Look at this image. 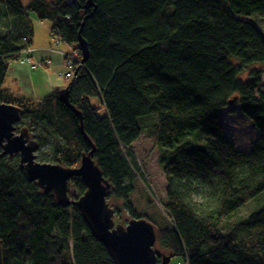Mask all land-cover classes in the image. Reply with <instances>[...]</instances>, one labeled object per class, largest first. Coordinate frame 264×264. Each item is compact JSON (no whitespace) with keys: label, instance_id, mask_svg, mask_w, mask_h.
I'll list each match as a JSON object with an SVG mask.
<instances>
[{"label":"trees","instance_id":"obj_1","mask_svg":"<svg viewBox=\"0 0 264 264\" xmlns=\"http://www.w3.org/2000/svg\"><path fill=\"white\" fill-rule=\"evenodd\" d=\"M31 13L52 24L69 53L80 52L81 31L88 43L69 102L91 144L60 101L63 89L35 101L8 79L32 48ZM0 26V100L22 109L17 130L27 128L39 152L47 149L40 163L79 168L93 145L111 197L156 226L162 250L186 264H264V204L234 220L248 203H264V0H0ZM231 113L258 131L251 150L230 139ZM194 132L205 148L187 140ZM144 135L161 151L167 184L165 202L148 200L159 207L157 220L130 203L146 181L134 151ZM70 185L79 195L72 198L85 194L80 178ZM0 264L116 263L76 207L57 205L29 182L18 156L0 150Z\"/></svg>","mask_w":264,"mask_h":264},{"label":"water","instance_id":"obj_2","mask_svg":"<svg viewBox=\"0 0 264 264\" xmlns=\"http://www.w3.org/2000/svg\"><path fill=\"white\" fill-rule=\"evenodd\" d=\"M75 1V0H72ZM83 26V25H82ZM78 50L82 53L81 66L76 70L78 75L90 56L89 46L79 35ZM71 84L60 91L59 99L66 106L73 109L81 122V131L90 142L84 131L83 117L80 112L70 105ZM22 109L2 103L0 100V150L4 157L20 159V169L31 183H36L44 193H52L57 205L68 208L76 207L83 215L93 236L104 244L116 264H169L173 255L160 260L154 246L158 234L154 225L146 219H133L126 227L115 229L112 220L115 212L108 204L112 196L113 186L107 180L101 168L93 159L96 148L89 154H84L79 168H65L61 165L40 163L37 153L40 146L31 136L27 128L20 132L17 126L22 118ZM75 178H80L86 192L78 199H72L69 185Z\"/></svg>","mask_w":264,"mask_h":264},{"label":"rangeland","instance_id":"obj_3","mask_svg":"<svg viewBox=\"0 0 264 264\" xmlns=\"http://www.w3.org/2000/svg\"><path fill=\"white\" fill-rule=\"evenodd\" d=\"M21 1L23 2L24 5H27L32 0H21ZM47 26H51V28H52V24L50 22H47ZM4 28L5 27L0 26V37L3 34H5V32H6V29H4ZM40 32H41V41L45 42L46 37H47V33L44 30H42ZM51 42H52V45L54 44V42L56 44L58 43L56 39L51 40ZM60 44H61L60 45L61 47H64V48L68 47L69 48V46L64 44V43H60ZM69 51H70V48H69ZM69 51L67 53H69ZM46 71L47 70H45V69H41L37 73H33V75L41 76V75H43V73H47L45 79L49 80L50 78H49L48 72H46ZM246 77H247V72L241 78L246 79ZM56 78L60 79V86H58V87H62L63 89L67 88L72 82L71 79L66 80V77L65 78L62 77L63 78L62 79V78H60V76L58 77L56 75ZM46 80H44V81H46ZM48 96H46V97H48ZM92 102L96 106L98 104V99H92ZM230 115H232L231 120H228V122L226 121V128H227V132H228L230 139L233 141V143L235 144V146L238 150H241V151L251 150L252 145L259 138L258 131H256L254 125H252V122H250L249 119L242 117L241 114L240 115H241L242 119L239 120V122L235 121V119H237L238 117L237 118L234 117L233 113H231ZM23 129L24 128L20 129L18 132H20ZM30 136H31V138L33 137L31 133H30ZM199 138H201L200 134L198 132H194V133H191L189 135L187 140L192 141L194 147L205 148L206 142L199 140ZM134 151H135L137 158L140 162V166L142 167V169L144 171L145 179L147 182L143 181V182H145V184H144L142 181H139V184L137 186V192L134 193V195L132 196L130 203L134 205V207L137 209V211L140 213V215H142V217L143 216H152V218L157 220L161 216L160 215L158 216L157 215L158 214L157 209L153 208L156 205L150 206L148 200L153 201L151 198V195H152V197L154 199H159V201H163V202L166 201L165 189H166L167 184H166V180H165L163 170L159 164V157H160L161 151H160V149H158L156 147L154 140L150 136H147V135H144L136 144H134ZM41 155H47L48 156L49 154L47 152V149H45V150L43 149L42 151L37 153V160L38 161H40L39 157ZM148 184L153 189L152 194L149 193L147 188L145 187V185L148 186ZM69 192H70V196L72 194L76 193V191L72 187V185H69ZM77 196H79L78 193H76L74 198ZM74 198H72V199H74ZM108 204L110 205V208L112 210H114V212H115V214L112 218L114 225H115V229L118 227H126L129 224V222H131L133 220V218H131V216L129 215L127 210L124 208L125 202H123L121 200H116L110 196L108 198ZM263 204L264 203L260 200L252 201L251 203H248L239 213H237V215L234 217V220L246 219L247 216L251 212L258 210V208H260ZM156 207L159 208L158 206H156ZM143 219H146V218H143ZM154 227H155L157 234H158V230H157L155 225H154ZM154 250L156 251L158 257H160V260H162L163 257H166V256L168 257V256L172 255L169 251L162 250L158 246V240H157L156 245L154 246ZM169 264H186V262L181 257L173 256V258L171 259Z\"/></svg>","mask_w":264,"mask_h":264},{"label":"crops","instance_id":"obj_4","mask_svg":"<svg viewBox=\"0 0 264 264\" xmlns=\"http://www.w3.org/2000/svg\"><path fill=\"white\" fill-rule=\"evenodd\" d=\"M29 17L34 28L32 48L22 53L20 61L11 64L8 79L11 82L16 81L23 94L35 101H42L57 89H63L58 87L60 79L56 78V75L59 77L60 74H63L62 77H64L67 73L63 53L66 54L69 48L61 47V44L58 45L55 42L52 45L51 26H47V22H41L35 14L31 13ZM42 30L47 33L45 42L41 41L40 31ZM35 63L37 65H34ZM41 69L47 70L49 80L45 79L47 73H43L41 76L33 75ZM62 77L60 76V78Z\"/></svg>","mask_w":264,"mask_h":264},{"label":"built area","instance_id":"obj_5","mask_svg":"<svg viewBox=\"0 0 264 264\" xmlns=\"http://www.w3.org/2000/svg\"><path fill=\"white\" fill-rule=\"evenodd\" d=\"M67 66H68V73L65 74L66 79H73L74 77H76V65L77 64H81L82 61V57L80 52L75 51L73 49H71V52L67 55ZM34 65H37L36 63Z\"/></svg>","mask_w":264,"mask_h":264}]
</instances>
